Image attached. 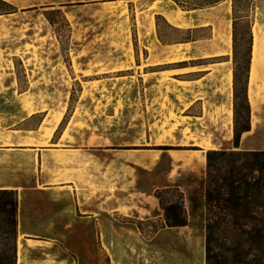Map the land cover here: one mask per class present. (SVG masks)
I'll use <instances>...</instances> for the list:
<instances>
[{"label": "crops", "instance_id": "1", "mask_svg": "<svg viewBox=\"0 0 264 264\" xmlns=\"http://www.w3.org/2000/svg\"><path fill=\"white\" fill-rule=\"evenodd\" d=\"M4 1L18 11L7 17L62 11L71 24L83 16L97 24L90 32L110 33L84 39L70 69L58 56L20 58L22 88L13 58H0V191L18 196L17 264H206L207 152L235 149L232 1L195 8L183 0ZM259 1L251 130L241 151H264L249 146L264 107ZM159 22L208 36L166 43ZM73 29L74 47L83 31ZM104 43L133 50L131 79L116 88L101 83L115 74L105 67L110 59L89 55ZM74 83L81 90L70 108ZM169 190L184 196L185 227L166 226L156 193Z\"/></svg>", "mask_w": 264, "mask_h": 264}, {"label": "trees", "instance_id": "2", "mask_svg": "<svg viewBox=\"0 0 264 264\" xmlns=\"http://www.w3.org/2000/svg\"><path fill=\"white\" fill-rule=\"evenodd\" d=\"M17 12L0 0V16ZM240 99L236 93V150L207 152L206 264H264V151L239 150L241 136L251 130L247 93L239 107ZM239 108L246 113L243 126L237 119ZM170 192L156 193L166 226L185 227L188 219L184 196L177 192L179 200L166 203L164 196ZM18 208L16 192L0 191V264H17ZM137 224L143 230V224Z\"/></svg>", "mask_w": 264, "mask_h": 264}, {"label": "rangeland", "instance_id": "3", "mask_svg": "<svg viewBox=\"0 0 264 264\" xmlns=\"http://www.w3.org/2000/svg\"><path fill=\"white\" fill-rule=\"evenodd\" d=\"M223 0H183L184 6L188 8L195 7H209L220 3ZM233 3V53L232 58L235 61L234 71V124H235V94L240 95L241 99L238 102L242 104V98L245 92L248 91V77L250 69V60L252 52V25L255 19H257V13L259 9V0H231ZM264 3V2H263ZM43 12L39 8H32L19 13L14 17H7L2 15L0 19V58L10 57L13 58L16 74L19 79L21 88L26 86L25 69L20 63V58L26 59L27 57L37 56H58L62 57L70 69V59L73 56L84 55V50L78 45H82L84 39L91 42H101L106 39V35L110 33L98 34L96 29L91 30L92 27L98 28L94 19L84 18L80 16L74 24L80 26L81 34L79 35V41L72 46L74 41V24H71L65 17L62 11ZM50 19V21H49ZM90 23L92 26H90ZM99 24V23H98ZM112 24V22H108ZM161 25L160 37L163 42L166 43H178L182 41H188L197 39L199 37H207L206 32L193 31L183 32L173 28L167 27L163 22H159ZM47 26V30L44 29ZM84 30L87 31L84 33ZM99 35L101 40H97ZM85 37V38H84ZM109 39V37H107ZM54 43V45H48ZM79 51V52H78ZM133 50H127L120 48L113 43L93 44V49L89 51L90 56L108 57L110 59L107 64L108 71L115 72L113 75H109L107 79L101 81L104 84H111L116 88V84L119 85L122 82L130 81V68L131 65L128 60L132 56ZM123 60V61H122ZM104 66V65H102ZM99 67V66H98ZM129 70V72L125 71ZM70 71V70H69ZM120 71V72H118ZM118 72V74L116 73ZM112 74V73H111ZM73 95L71 97L70 108H72L77 100V95L81 90L79 84L74 83ZM263 98V94H262ZM125 116L127 114H124ZM129 115V114H128ZM238 123L240 126L245 125L246 113L242 108H239ZM251 126V120H250ZM257 134L251 140L249 146L264 148V107L262 108L261 123L259 125ZM235 147V146H234ZM169 149V148H168ZM167 150V148L165 149ZM236 150V148L234 149ZM226 151V150H220ZM233 151V150H231ZM180 194L177 191H172L164 196V201L177 202ZM146 227V226H145ZM152 230H158L154 227ZM3 245L0 242V248ZM107 264L110 262L107 261Z\"/></svg>", "mask_w": 264, "mask_h": 264}]
</instances>
